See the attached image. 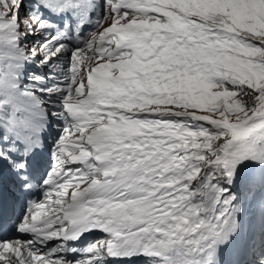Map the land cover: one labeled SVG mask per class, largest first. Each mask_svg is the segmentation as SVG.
Wrapping results in <instances>:
<instances>
[{"label": "snow or ice", "instance_id": "obj_1", "mask_svg": "<svg viewBox=\"0 0 264 264\" xmlns=\"http://www.w3.org/2000/svg\"><path fill=\"white\" fill-rule=\"evenodd\" d=\"M0 264H264V0H0Z\"/></svg>", "mask_w": 264, "mask_h": 264}]
</instances>
